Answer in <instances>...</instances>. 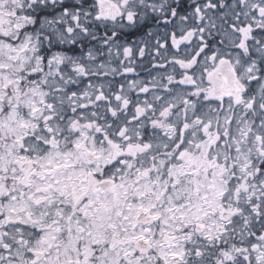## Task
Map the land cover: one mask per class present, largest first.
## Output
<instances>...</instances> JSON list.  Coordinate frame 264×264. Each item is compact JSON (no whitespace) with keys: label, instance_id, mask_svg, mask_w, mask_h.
<instances>
[{"label":"snow or ice","instance_id":"1","mask_svg":"<svg viewBox=\"0 0 264 264\" xmlns=\"http://www.w3.org/2000/svg\"><path fill=\"white\" fill-rule=\"evenodd\" d=\"M0 264H264V0H0Z\"/></svg>","mask_w":264,"mask_h":264}]
</instances>
